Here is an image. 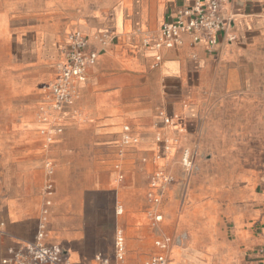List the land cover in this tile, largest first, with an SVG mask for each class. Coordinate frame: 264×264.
Wrapping results in <instances>:
<instances>
[{
	"label": "crops",
	"instance_id": "crops-1",
	"mask_svg": "<svg viewBox=\"0 0 264 264\" xmlns=\"http://www.w3.org/2000/svg\"><path fill=\"white\" fill-rule=\"evenodd\" d=\"M189 1L62 0L16 34L13 59L46 75L0 98V264L42 226L71 264H264V0H230L212 48H155ZM76 30L98 59L59 105Z\"/></svg>",
	"mask_w": 264,
	"mask_h": 264
},
{
	"label": "built area",
	"instance_id": "built-area-1",
	"mask_svg": "<svg viewBox=\"0 0 264 264\" xmlns=\"http://www.w3.org/2000/svg\"><path fill=\"white\" fill-rule=\"evenodd\" d=\"M230 0H190L180 7L174 18L163 23L160 33L154 38V47L173 48L180 44L183 34L191 35L195 43H204L212 48L218 43V34L221 31L228 32L231 29L233 19L225 12L224 6ZM106 37V36H105ZM234 34H230L229 40H234ZM88 38L79 30L69 35L68 42L63 47V59L58 64V76L51 89L57 104L69 102L74 94L75 83L83 81L88 66L96 63L98 52L89 49ZM160 58V57H158ZM169 121V118L166 119ZM184 163L192 165L189 154L185 153ZM4 223L0 222V232ZM44 227L38 232L37 239L30 243H20L16 248L8 250L9 256L3 259L5 264H71L65 250L58 245L46 243ZM161 244V242H158ZM121 251V245H119ZM122 264V255L119 254ZM102 263L108 260L98 257ZM151 264H168L164 254L152 258Z\"/></svg>",
	"mask_w": 264,
	"mask_h": 264
},
{
	"label": "rangeland",
	"instance_id": "rangeland-1",
	"mask_svg": "<svg viewBox=\"0 0 264 264\" xmlns=\"http://www.w3.org/2000/svg\"><path fill=\"white\" fill-rule=\"evenodd\" d=\"M61 1L7 0L6 15L0 16V26L4 27L6 31V34L0 37V98L3 93H9L14 88L36 87L45 77L46 69L44 67L26 64L22 59H13L16 49V34L20 37L21 31H25L32 24L42 26L51 24V14L61 8Z\"/></svg>",
	"mask_w": 264,
	"mask_h": 264
}]
</instances>
